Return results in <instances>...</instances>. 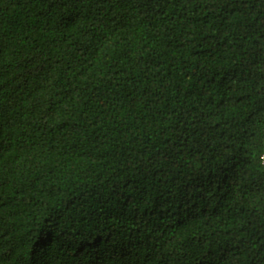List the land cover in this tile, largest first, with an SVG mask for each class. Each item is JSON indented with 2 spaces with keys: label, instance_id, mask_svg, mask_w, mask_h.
I'll list each match as a JSON object with an SVG mask.
<instances>
[{
  "label": "trees",
  "instance_id": "trees-1",
  "mask_svg": "<svg viewBox=\"0 0 264 264\" xmlns=\"http://www.w3.org/2000/svg\"><path fill=\"white\" fill-rule=\"evenodd\" d=\"M264 0H0V264H264Z\"/></svg>",
  "mask_w": 264,
  "mask_h": 264
},
{
  "label": "built area",
  "instance_id": "built-area-1",
  "mask_svg": "<svg viewBox=\"0 0 264 264\" xmlns=\"http://www.w3.org/2000/svg\"><path fill=\"white\" fill-rule=\"evenodd\" d=\"M261 164L264 167V153H262V155H261Z\"/></svg>",
  "mask_w": 264,
  "mask_h": 264
}]
</instances>
